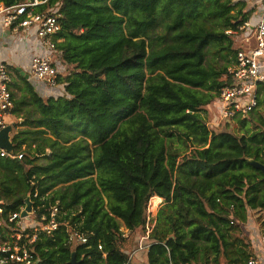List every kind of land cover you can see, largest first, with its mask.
Returning <instances> with one entry per match:
<instances>
[{"label": "trees", "instance_id": "1", "mask_svg": "<svg viewBox=\"0 0 264 264\" xmlns=\"http://www.w3.org/2000/svg\"><path fill=\"white\" fill-rule=\"evenodd\" d=\"M246 9L244 0H48L37 7L61 13L63 94L43 98L26 80L30 97H17L11 83L12 111L23 120L10 153L23 158L0 155L3 217L9 221L30 195L37 221L45 223L49 203H58V219L88 234L87 243L74 244L64 225L38 231L31 245L38 264H70L73 251L80 264H135L129 255L155 195L163 201L147 264H246L254 255L244 233L249 212H264V175L252 163L264 164V84L257 106L222 130L209 126L207 110L236 58L227 30L250 20Z\"/></svg>", "mask_w": 264, "mask_h": 264}, {"label": "built area", "instance_id": "2", "mask_svg": "<svg viewBox=\"0 0 264 264\" xmlns=\"http://www.w3.org/2000/svg\"><path fill=\"white\" fill-rule=\"evenodd\" d=\"M48 0H26L20 4L8 6L0 2V28L11 29L27 41L33 38L36 49L30 60V72L32 76L44 82L47 88L54 94H59L58 75L64 70L60 59V52L56 37L61 31V13L56 10H37ZM34 30V31H33ZM34 32L32 37L30 32ZM227 33L234 39V47L237 49L235 61L228 67L229 81L222 87L217 101L221 105V120L231 121L237 115H246L251 112L258 103V88L264 84V13L256 23L250 20L245 21L235 30H227ZM13 77L6 63H0V130L7 126V117L11 116L14 107V98L11 90ZM1 156H13L23 158V153L12 154L0 147ZM36 185V181L32 180ZM35 197L44 200L39 194L38 186H35ZM157 195L152 196L146 208L145 230L140 237L139 246L129 255V260L137 251L147 250L149 235L156 222L157 210L162 203L159 200L155 203ZM27 200L32 204V209L26 211ZM19 212L9 215L7 221L5 213V201L0 199V264H38L39 257L35 254L31 245L36 241L38 231H45L51 234L59 226L64 225L68 229L69 243L88 242V234L76 227L73 229L68 220H59L60 208L58 203H49V215L44 214L41 223L34 217V201L29 196ZM45 204V203H44ZM65 214L66 212H62ZM10 224H13L12 226ZM33 228L31 234L26 231ZM123 236H128L130 231L122 228ZM264 242V236H263ZM99 249L103 245L99 243ZM106 256V253H103ZM246 264H261L255 256H251Z\"/></svg>", "mask_w": 264, "mask_h": 264}, {"label": "crops", "instance_id": "3", "mask_svg": "<svg viewBox=\"0 0 264 264\" xmlns=\"http://www.w3.org/2000/svg\"><path fill=\"white\" fill-rule=\"evenodd\" d=\"M247 4L246 10H251L250 21L256 23L260 20L264 13V0H244ZM34 31V30H33ZM30 32L32 37L35 36L34 32ZM36 49L33 38L29 41L22 39L21 36L15 33L11 29L0 28V63H6L11 71L13 81L12 89L17 94V97L23 95L29 96L28 91H23L25 81H29L33 84L35 90L43 97L58 96L63 94V86L59 84V94L51 92L50 88H47L46 84L36 78H34L30 72V55L33 50ZM30 97V96H29ZM209 116H213V122L221 120V105L217 101H213L207 106ZM22 115V114H20ZM12 111L11 116L7 117V125H11L12 131L10 132V139L12 135L21 128L18 123L22 122V117ZM209 118V120L211 119ZM218 123V122H217ZM12 155V154H11ZM16 158L13 156H9ZM32 184V183H31ZM30 195H28L25 200ZM159 197V196H157ZM3 200V199H2ZM163 201V198L160 197ZM5 201V200H4ZM264 215L263 211L251 210L249 212L248 221L245 223V230H248V234H245L246 239L250 242V247L256 258L260 260L261 264H264V232L262 230L261 219H257L258 216ZM146 256H142V264H147V253Z\"/></svg>", "mask_w": 264, "mask_h": 264}, {"label": "water", "instance_id": "4", "mask_svg": "<svg viewBox=\"0 0 264 264\" xmlns=\"http://www.w3.org/2000/svg\"><path fill=\"white\" fill-rule=\"evenodd\" d=\"M12 126L7 125L0 130V147L8 150L9 152L13 149V142L10 139V132L12 131ZM252 163L259 168L264 175V164L257 161H252ZM32 209V204L29 200H27L26 210L23 211V215L26 214V211H30ZM81 261L77 258V254L75 251L72 252L70 264H80Z\"/></svg>", "mask_w": 264, "mask_h": 264}, {"label": "rangeland", "instance_id": "5", "mask_svg": "<svg viewBox=\"0 0 264 264\" xmlns=\"http://www.w3.org/2000/svg\"><path fill=\"white\" fill-rule=\"evenodd\" d=\"M236 47V46H235ZM33 53H34V50H33V52H32V54L30 55V60H31V57L33 56ZM209 118H211V115L208 117V119ZM209 121V126L212 128V129H215L216 131H219V130H222V129H224L225 128V121L224 120H216V122H213V116H212V118L210 119V120H208ZM218 122V123H217ZM154 201H155V203H157L159 200H156V199H154ZM257 219L259 220V216L257 217ZM249 232H248V230H246V233H244V235L245 234H248ZM139 236H138V234L137 235H135V236H133V237H131V239H130V244H129V246H128V248H130V249H134V246H135V242H136V239L138 238ZM133 247V248H132ZM146 252H145V250H143V251H137L136 253H135V255L133 256V262L135 263V264H142V260H141V258H142V256H146V254H145Z\"/></svg>", "mask_w": 264, "mask_h": 264}]
</instances>
